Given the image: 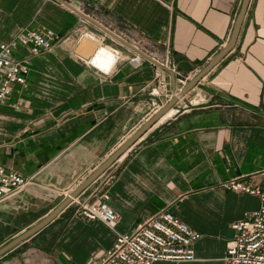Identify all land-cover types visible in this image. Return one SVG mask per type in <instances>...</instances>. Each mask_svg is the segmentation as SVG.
Segmentation results:
<instances>
[{
	"label": "crops",
	"instance_id": "0c3cea01",
	"mask_svg": "<svg viewBox=\"0 0 264 264\" xmlns=\"http://www.w3.org/2000/svg\"><path fill=\"white\" fill-rule=\"evenodd\" d=\"M242 1L0 0V40L25 28L58 36L0 103V163L28 179L0 201V247L47 216L173 93L169 70L141 54L134 66L138 52L69 4L190 78L227 44ZM101 44L121 53L109 72L90 61ZM29 51L20 45L14 55ZM174 107L0 264H89L117 233L166 208L202 236L194 260L155 264H224L232 223L260 204L224 182L264 190V0H250L235 46ZM104 193L114 227L79 214Z\"/></svg>",
	"mask_w": 264,
	"mask_h": 264
},
{
	"label": "built area",
	"instance_id": "2783aa9c",
	"mask_svg": "<svg viewBox=\"0 0 264 264\" xmlns=\"http://www.w3.org/2000/svg\"><path fill=\"white\" fill-rule=\"evenodd\" d=\"M70 2L73 3L75 0ZM57 38V33L51 28H25L10 40H0V103L11 98L16 85L27 84L33 56L51 49ZM20 45L30 50V53L23 58L14 55V50ZM111 49L118 60L121 55L120 50L114 47ZM142 61L140 54L130 58L134 66H140ZM167 66L176 70L173 64ZM110 69L101 70L109 72ZM171 96L172 94H169V97ZM17 103L20 101L14 105ZM27 183L28 179L20 172L0 163V201L17 194ZM224 185L239 192L255 194L260 198L257 208L232 223L234 236L227 243L224 264H264V190L242 178H232L224 182ZM108 197L109 195L104 193V199L84 203L79 209V214L91 220H102L108 226L114 227L118 222V214L109 205ZM201 236V232L181 220L173 210L166 208L146 222L138 224L133 230L117 233L113 245L89 264H155L162 260L190 261L196 257L194 245Z\"/></svg>",
	"mask_w": 264,
	"mask_h": 264
},
{
	"label": "water",
	"instance_id": "95a60500",
	"mask_svg": "<svg viewBox=\"0 0 264 264\" xmlns=\"http://www.w3.org/2000/svg\"><path fill=\"white\" fill-rule=\"evenodd\" d=\"M250 0H243L240 12L236 18L234 28L231 34V37L227 44L217 53L215 54L208 63L192 78H190L179 90L177 91V75L174 70L170 69L167 65L160 62L156 58L150 56L148 53L141 50L137 45L132 44L125 38L119 36L115 32L108 29L106 26L88 16L84 12L80 11L73 5L72 6L77 12H79L84 17L90 19L95 22L104 30L111 33L113 36L133 48L136 52L141 54L142 56L150 59L156 64L166 68L171 72L172 75V84H173V93L169 100L163 104V106L155 112L132 136H130L116 151H114L94 172H92L77 188H75L69 196H67L64 200H62L47 216H45L41 221L37 224L26 230L24 233L20 234L16 238L9 241L7 244L0 247V256L14 246L18 245L21 241L25 240L32 234L36 233L42 227L47 225L51 220H53L68 204H70L75 198H77L85 188H87L99 175H101L111 164H113L120 156L124 154V152L134 144L151 126H153L169 109L174 107V105L178 102V100L184 97L189 91H191L206 75L207 73L215 67L224 57L225 55L235 46L238 36L240 34V30L249 6Z\"/></svg>",
	"mask_w": 264,
	"mask_h": 264
},
{
	"label": "bare ground",
	"instance_id": "6f19581e",
	"mask_svg": "<svg viewBox=\"0 0 264 264\" xmlns=\"http://www.w3.org/2000/svg\"><path fill=\"white\" fill-rule=\"evenodd\" d=\"M97 49L98 50H95L90 61L94 65L99 67L100 69L109 70L111 68V66H113L115 64V62L117 60V55H113L111 47L109 45H106V44L99 45ZM179 90H180V88L177 89L178 92H179ZM200 95H201V93H200ZM200 98H202V96ZM175 110H176V108L172 107L157 122L162 121L165 118L171 116L175 112Z\"/></svg>",
	"mask_w": 264,
	"mask_h": 264
},
{
	"label": "rangeland",
	"instance_id": "374dc122",
	"mask_svg": "<svg viewBox=\"0 0 264 264\" xmlns=\"http://www.w3.org/2000/svg\"><path fill=\"white\" fill-rule=\"evenodd\" d=\"M184 75V74H183ZM181 76V75H178V77H179V79L181 80L180 81V85H179V87L181 88L191 77H193L195 74H191V77L190 78H185L186 76L184 75V76ZM184 81V82H183ZM2 234L0 233V241H3L2 240Z\"/></svg>",
	"mask_w": 264,
	"mask_h": 264
}]
</instances>
